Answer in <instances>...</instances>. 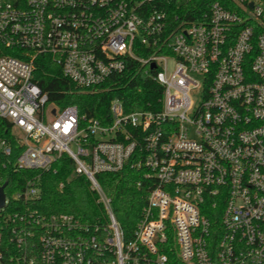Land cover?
I'll return each mask as SVG.
<instances>
[{
  "label": "built area",
  "instance_id": "obj_1",
  "mask_svg": "<svg viewBox=\"0 0 264 264\" xmlns=\"http://www.w3.org/2000/svg\"><path fill=\"white\" fill-rule=\"evenodd\" d=\"M192 1L0 0V187L66 155L106 215L31 210L35 177L4 187L0 264H264V0ZM40 57L79 90L134 64L160 107L59 109L33 81ZM125 167L147 189L128 239L97 180Z\"/></svg>",
  "mask_w": 264,
  "mask_h": 264
},
{
  "label": "trees",
  "instance_id": "obj_2",
  "mask_svg": "<svg viewBox=\"0 0 264 264\" xmlns=\"http://www.w3.org/2000/svg\"><path fill=\"white\" fill-rule=\"evenodd\" d=\"M196 3L197 0H194L189 5ZM136 67L134 64L128 66L124 74L109 78L97 89L79 90L62 76L60 68L48 57H40L33 81L47 94L49 103L59 109L73 105L80 116L102 120L113 99L121 100L127 111L138 108L156 110L160 107L161 88L147 76L140 74L134 77ZM3 125L0 122V137L7 138L8 132L3 130ZM34 177L41 194L38 201L30 204L31 210L45 214H69L90 226L106 222L105 210L97 202L96 193L84 176L74 173V163L68 156L57 159L49 172L9 174L1 185L20 189L24 182ZM139 178L140 174L129 167L117 173L97 176L104 193L111 200L112 213L126 239L132 236L145 204L147 189L144 180L140 188L136 187ZM172 262L176 264L174 259Z\"/></svg>",
  "mask_w": 264,
  "mask_h": 264
},
{
  "label": "water",
  "instance_id": "obj_3",
  "mask_svg": "<svg viewBox=\"0 0 264 264\" xmlns=\"http://www.w3.org/2000/svg\"><path fill=\"white\" fill-rule=\"evenodd\" d=\"M52 113L54 114V110L52 111ZM5 185H3L2 187H0V207L3 205V199H4V189Z\"/></svg>",
  "mask_w": 264,
  "mask_h": 264
},
{
  "label": "rangeland",
  "instance_id": "obj_4",
  "mask_svg": "<svg viewBox=\"0 0 264 264\" xmlns=\"http://www.w3.org/2000/svg\"><path fill=\"white\" fill-rule=\"evenodd\" d=\"M15 133H18L19 134V131L16 130Z\"/></svg>",
  "mask_w": 264,
  "mask_h": 264
}]
</instances>
